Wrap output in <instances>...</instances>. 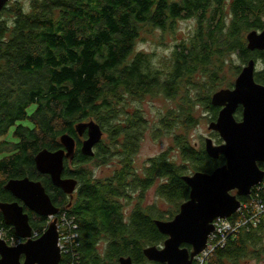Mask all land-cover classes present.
Masks as SVG:
<instances>
[{
    "label": "trees",
    "instance_id": "1",
    "mask_svg": "<svg viewBox=\"0 0 264 264\" xmlns=\"http://www.w3.org/2000/svg\"><path fill=\"white\" fill-rule=\"evenodd\" d=\"M9 13L11 24L0 20V136L14 128L18 142L4 145L11 147L4 149L11 154L0 159V203L11 200L5 190L11 179L29 177L45 184L35 157L44 149L60 150V137L68 134L77 147L66 173L77 179L78 193L72 202L67 196L55 200L58 212L74 218L78 246L71 245L60 264H120L122 257H131L133 264L149 262L144 250L167 239L155 220H172L189 199L183 177L212 173L225 158L211 159L205 143L197 147L186 136H176L181 157L190 167L162 153L139 174L133 158L147 123L141 109L131 105L158 94L180 99L177 108L160 119L155 136L193 126L195 110L201 106L215 121L220 108L213 106L211 94L224 89L219 75L228 58L237 55L244 65L251 59L264 60V51L251 52L246 40L249 32L264 30V0H32L28 11L17 4ZM180 20H194V31L176 44L167 64H156L155 54L136 52L143 27L173 32ZM234 68V75H239L242 69ZM255 79L264 85V69ZM241 114L242 108L236 117ZM90 120L106 135L92 158L82 154L84 137L76 132V125ZM214 135L220 144V136ZM115 155L121 156L122 167L111 177L97 180L87 171L89 161L108 164ZM259 166L264 170V164ZM158 180V194L174 202L176 211L166 218L152 207L137 206L126 217L121 200L135 192L142 195ZM252 197L264 205V181L248 197H239L241 206L249 208L229 221L243 225L204 264H243L261 257L264 217L257 225L251 222ZM50 222L43 217L33 236L40 238ZM0 231L21 239L5 225L1 211ZM100 241L106 245L104 254L98 251Z\"/></svg>",
    "mask_w": 264,
    "mask_h": 264
},
{
    "label": "water",
    "instance_id": "2",
    "mask_svg": "<svg viewBox=\"0 0 264 264\" xmlns=\"http://www.w3.org/2000/svg\"><path fill=\"white\" fill-rule=\"evenodd\" d=\"M9 0H0V14ZM251 52L264 51V30L251 31L246 36ZM256 60L251 59L242 68L233 88L221 89L213 94V106L220 108L216 121L208 129L217 133L221 144L206 138L205 151L214 160L225 158V164L212 173L196 172L183 177L190 189L189 199L181 204L179 213L170 221L155 220L159 232L167 239L163 246H150L144 250L149 262L157 264H193L206 247L214 231L217 218L229 219L241 207L239 197H248L253 188L264 181V85L255 79ZM242 107V117L236 119ZM79 137H86L81 145L84 156H94V147L102 141L103 131L94 120L76 125ZM86 134V135H85ZM60 150L44 149L35 157L39 173L48 174L54 185L72 194L76 180L62 178L64 160H73L76 140L65 134L60 137ZM5 190L22 200L40 216L58 214L40 182L29 177L11 179ZM235 192V194H233ZM5 223L14 227L17 235L26 240L10 247L0 238V264H60L57 220L38 239H32L29 217L18 203H0ZM189 246V247H185ZM120 264H133L131 257H122Z\"/></svg>",
    "mask_w": 264,
    "mask_h": 264
},
{
    "label": "rangeland",
    "instance_id": "3",
    "mask_svg": "<svg viewBox=\"0 0 264 264\" xmlns=\"http://www.w3.org/2000/svg\"><path fill=\"white\" fill-rule=\"evenodd\" d=\"M31 2L32 0H10L6 5L8 10L2 11L0 20L2 22L11 24L13 20V13H9L11 9L18 4L20 6H23L28 11L30 9ZM193 31L194 20L178 21L176 30H174L173 32L169 31L163 33L158 29L150 28L148 26L145 28L143 27L141 30L140 38L137 40L135 50L136 52L144 51L148 54H155L154 62L162 66L169 62V58L172 56V51L175 48L176 44L184 41L185 39H188ZM235 66H239L241 69L244 67V63H242L237 55L232 58H228V63L225 65L223 72L219 75V78L223 79V81L220 82L223 83L222 88L227 89L229 88V83H235V80L238 76L234 75ZM263 69L264 60H256V71H262ZM196 77L200 78V74H197ZM208 94L209 91L206 90L203 93V96L206 97ZM211 95H213V93ZM178 102L180 103L179 98L172 100L165 97L163 94H158L155 97H146L142 101L133 103L131 105L133 108L141 109L147 123L144 138L140 142V148L133 158L134 167L139 174H141V171H143L144 167L151 158L162 153H168V156L179 166L185 165L187 168L190 167V164L188 162H185L181 157L176 142V136H186L191 144L197 147L205 143L206 138L213 139L215 144H217L216 136L214 135L216 133H212L208 129L209 124L213 122L211 113L205 110L203 106L196 108V123L193 126L187 129L178 128L175 131H166L163 132L161 136H155V129L156 127H158L160 119L164 115H166L168 111L176 109ZM241 117L242 114L240 117L237 116L236 119L240 120ZM104 138H106V135L104 136ZM7 142H18L17 138H15L14 128L8 134L0 136V149L2 151L0 153V159L8 157L11 154L10 152H8L9 150H4L5 148H11L10 146H4L7 145L5 144ZM121 167L122 165L120 155L113 156L108 164L100 165L98 164L97 160L89 161L87 163V171L94 179L97 180H104L111 177L114 174L115 170H120ZM160 184L161 181L158 180L155 182L154 186L143 192L142 195L139 192H135L131 194L132 197L130 199L123 198L121 200V203L123 205L125 216L128 217L134 210V208L139 206L142 208L152 207L154 211L157 210L158 212L163 213L166 218H169L170 213L172 211H176V205L174 204V202H169L158 194V188ZM233 194H235V192H233ZM160 246H163V244ZM105 247V242L100 241L98 244V251L101 254H104ZM150 263L146 262L144 264ZM243 264H264V252L259 259H247L243 262Z\"/></svg>",
    "mask_w": 264,
    "mask_h": 264
},
{
    "label": "built area",
    "instance_id": "4",
    "mask_svg": "<svg viewBox=\"0 0 264 264\" xmlns=\"http://www.w3.org/2000/svg\"><path fill=\"white\" fill-rule=\"evenodd\" d=\"M260 185V184H259ZM259 185H257L259 187ZM256 186V187H257ZM251 206L255 209V214L251 218V222L254 225L260 223V220L263 219L264 215V205L258 203L254 197H252ZM249 208V205L246 204L244 207H240V210ZM50 223L54 220H57V229L59 233V249L63 256L64 253H67L71 247V245L78 246V242H76L78 238V234L75 232L77 230V225L75 223L74 218H68L65 213L61 214L58 212L55 216H50ZM214 231L210 234L207 242L206 249L198 255L193 264H204V262L212 255V253L218 248L223 247L226 244V240L229 235L236 232L243 224H235L233 225L229 219L217 218L214 221ZM50 225V224H49ZM0 236L3 238L7 244L11 247H17L22 242L26 240L17 239L15 237L6 235L3 231H0ZM32 239H36V235L33 236ZM38 239V238H37Z\"/></svg>",
    "mask_w": 264,
    "mask_h": 264
},
{
    "label": "flooded vegetation",
    "instance_id": "5",
    "mask_svg": "<svg viewBox=\"0 0 264 264\" xmlns=\"http://www.w3.org/2000/svg\"><path fill=\"white\" fill-rule=\"evenodd\" d=\"M10 1V0H9ZM8 1V2H9ZM2 14V12H1ZM0 14V16H1ZM245 66V65H244ZM242 108V107H240ZM239 108V109H240ZM238 109V110H239ZM104 137V136H103ZM84 139H86V137H84ZM84 139L82 140V142L84 141ZM103 139V138H102ZM100 144V143H99ZM97 144L95 147H94V156L96 155V150H97V146L99 145ZM221 144V143H220ZM63 148V147H62ZM92 156V157H94ZM91 157V158H92ZM70 163V160L68 159H65L64 160V170H63V173H62V178L63 179H66V180H76L75 178H71L68 176V174L66 173V166L68 167V164ZM43 176H45L46 178L43 179L45 181V184L43 183L42 180H37L36 182H40L42 184V186L44 187L45 189V192L46 194L49 196L50 198V201H51V204L57 208V205H58V201L55 200V197H64V196H67L68 197V200H70L72 202L73 198H75L77 196V191H78V187H79V184H77V187L75 188L74 192L72 194H69L67 192H65L62 188H59L58 186L54 185L52 179H51V176L48 175V174H42ZM32 180V179H31ZM35 181V180H34ZM78 182V181H77ZM6 192L10 193V199L8 202H5V203H18V205L20 207H22L23 209V214L27 215L29 217V225L30 227L32 228H35L40 221H42L43 219V216H40L37 212H35L34 210H32L31 208H29L22 200H19L14 194H12L11 192L7 191ZM58 209V208H57ZM38 216L40 217V219L38 218ZM42 217V218H41ZM5 225L7 227H10V228H13V226L11 225H7L5 223ZM185 247H189V246H185Z\"/></svg>",
    "mask_w": 264,
    "mask_h": 264
}]
</instances>
